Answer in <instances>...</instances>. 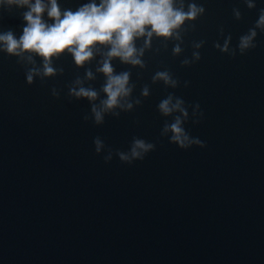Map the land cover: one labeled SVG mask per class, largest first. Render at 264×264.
<instances>
[{
  "label": "water",
  "instance_id": "obj_1",
  "mask_svg": "<svg viewBox=\"0 0 264 264\" xmlns=\"http://www.w3.org/2000/svg\"><path fill=\"white\" fill-rule=\"evenodd\" d=\"M58 2L75 10L87 0ZM199 2L206 13L184 54L173 57L170 43L167 53L147 54L142 79L132 70L134 95L164 68L181 86L151 85L141 106L100 126L82 119L86 100L67 95L84 71L70 55L55 61L62 76L28 85L16 58L0 54V264H264V33L258 30L257 47L243 56L213 46L223 43L222 25L235 47L264 0L253 10L242 0ZM24 10H0V31L21 35ZM194 40L206 41L202 58L181 67ZM53 86L62 89L59 99ZM172 91L200 104L204 118L185 128L205 148L182 150L160 136L165 118L156 106ZM97 136L114 150L127 151L134 137L156 148L132 164L115 156L105 163L95 152Z\"/></svg>",
  "mask_w": 264,
  "mask_h": 264
},
{
  "label": "clouds",
  "instance_id": "obj_2",
  "mask_svg": "<svg viewBox=\"0 0 264 264\" xmlns=\"http://www.w3.org/2000/svg\"><path fill=\"white\" fill-rule=\"evenodd\" d=\"M242 3L248 10L257 7V0H242ZM14 8L26 9L21 12L22 34L17 37L11 29L0 31V54L16 58V63L24 69L28 85L36 79L43 83L62 76L64 68L55 61L70 55L76 68L84 71L82 75L76 74L67 85V95L88 102L90 112L82 119L85 122L91 120L96 126L102 125L106 116L119 118L121 113L132 112L141 106L151 95V85L162 83L166 90L181 86L179 78L164 68L152 74L151 85L144 84L139 95H134L137 84L132 79V70L138 69L137 79H142L148 69L147 54L167 53L170 43L171 55L182 56L186 37L196 31V22L206 13L199 0H87L75 10L62 9L58 0H0V10ZM232 14L237 21L243 18L238 7L232 9ZM258 30L264 33V8L259 9L254 25L239 37L235 47L232 46V35L226 34L222 25L218 33L223 43L217 40L213 46L228 56H243L257 47ZM205 43L204 40L192 41L191 55H184L181 67L199 62L202 58L200 50ZM116 61L126 68L117 71ZM101 76L103 82L96 88L93 82ZM189 83L184 81L183 86L186 88ZM61 92L62 89L55 86L50 88L54 98L59 99ZM156 107L165 118L161 137L182 150L206 147L205 142L185 128L190 119L193 124H198L204 118L199 103L188 105L182 96L172 91ZM93 144L96 154H103L105 163L115 156L122 163L132 164L142 161L156 148L155 143L138 137L133 138L127 151L107 148L99 136L94 138Z\"/></svg>",
  "mask_w": 264,
  "mask_h": 264
}]
</instances>
